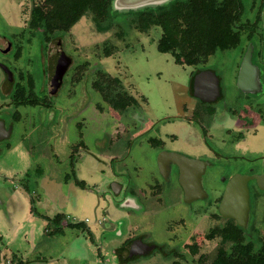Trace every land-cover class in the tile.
Wrapping results in <instances>:
<instances>
[{"label":"rangeland","instance_id":"1","mask_svg":"<svg viewBox=\"0 0 264 264\" xmlns=\"http://www.w3.org/2000/svg\"><path fill=\"white\" fill-rule=\"evenodd\" d=\"M38 4L42 0H0V34L27 27L30 10ZM114 5L109 19L87 11L50 43L44 45L37 36L23 44L17 64L34 76L50 106L17 109L13 133L0 140V190L8 193L4 197L0 191V264H199L201 256L212 257L219 242L210 230L226 223L219 203L230 178L264 169V129L258 139L249 138L236 149L221 128L214 138H204L198 127L182 122L207 115L208 106L191 93L198 70L218 77L219 106L240 109L242 49L231 46L177 64L170 52L157 50L159 27L140 32L130 24L133 15ZM254 15L244 11L240 22ZM56 45L67 65L52 79ZM100 73L118 78L137 103L123 111L105 103L92 87ZM10 114L3 117L6 124ZM154 139L163 146H152ZM162 149L205 162L199 197L186 199L179 171L165 162ZM73 176L85 188L75 186ZM255 182H246L248 212L261 236L264 193L254 195L263 191ZM33 211L83 222L94 242L75 228L46 234L47 221ZM130 240L147 245L150 254L126 256Z\"/></svg>","mask_w":264,"mask_h":264},{"label":"trees","instance_id":"2","mask_svg":"<svg viewBox=\"0 0 264 264\" xmlns=\"http://www.w3.org/2000/svg\"><path fill=\"white\" fill-rule=\"evenodd\" d=\"M247 1L169 0L161 5L130 10L128 13L133 15L130 24L140 32L146 33L151 27H159L161 36L157 42L158 52H170L175 62L180 64L190 56L200 59L231 46L242 48V31L247 27L240 22V17L246 10ZM112 2L113 0H42V4L33 5L31 8L24 32H29L33 37L38 36L46 45L57 34L68 32L87 11L96 17L109 19ZM21 80H24V85L15 86L16 105L43 108L50 106L46 98L37 93L32 74L27 73ZM92 87L115 110L123 111L128 104L137 103L133 96L124 92L118 78L109 77L105 73H100ZM151 141L155 147L159 143L156 140ZM73 183L80 188L86 186L84 181L75 176ZM33 213L47 221L45 231L48 235L62 234L64 227L75 228L86 232L94 242L92 232L83 222L72 223L63 214L50 218L34 211ZM210 236L219 238V242L212 257L201 256L199 264H264V235L259 236L253 229V224L247 222L245 226H240L234 220L227 219L222 227L212 228ZM17 264L23 262L19 260Z\"/></svg>","mask_w":264,"mask_h":264},{"label":"flooded vegetation","instance_id":"3","mask_svg":"<svg viewBox=\"0 0 264 264\" xmlns=\"http://www.w3.org/2000/svg\"><path fill=\"white\" fill-rule=\"evenodd\" d=\"M264 9V0H248L246 3L245 11H255L254 18L252 20H247L243 22L247 27L242 31L243 33V46L241 50V60L245 56L249 49L250 53V67L248 70V75L244 79V83L241 84L238 97L242 100V105L240 109H229L227 107L219 106V102L223 99L222 91L220 90L219 97L212 102H199L205 103L207 108V115L192 116V118L183 119V124L188 127H198L201 130L204 138L212 137V134L217 128L224 130L223 134L226 138L230 137L229 143L238 149V145L245 143L249 138L258 139L264 129V21L262 19V13ZM10 27V26H9ZM13 27V26H11ZM250 27L253 29L250 30ZM15 28V27H14ZM16 29V28H15ZM25 28L16 29V31H9L8 36L0 34V71L3 77L0 78V122L3 123L5 133L3 135L10 136L13 133V122L19 120L20 114L17 109L24 108L27 106L16 105L14 99L15 86L20 84L24 85V77L28 72L25 68L20 67L17 61L23 53L24 42H29L33 39V36L29 32H24ZM23 37V38H21ZM35 38V37H34ZM200 72V71H199ZM198 72V73H199ZM53 75V73H52ZM23 82V83H21ZM236 86V87H237ZM37 93L41 95L39 88L35 87ZM192 93V92H191ZM193 96V95H192ZM10 100H13L12 102ZM9 101V102H8ZM206 106V107H207ZM30 107V106H28ZM12 109V111H8ZM11 113V114H10ZM206 113V112H205ZM10 114L11 122L6 124L4 116ZM15 116L17 117L15 119ZM205 120V123L203 121ZM204 123V126H202ZM172 142L177 141V137L170 135ZM155 140V139H154ZM221 142H224L222 139ZM160 143V144H159ZM158 146H163V141L159 140ZM255 147H252V150ZM213 153L215 150L211 149ZM162 152L175 153V150L162 149ZM264 152V147L262 149ZM179 154V153H177ZM264 156V154L262 155ZM191 159V158H190ZM197 160L195 158H192ZM167 164L171 162L170 160L165 161ZM173 168L178 171V166L173 162L169 163ZM252 176L264 175V169L258 170L257 173H251ZM256 183V182H255ZM257 184H255L256 186ZM255 189V188H253ZM264 190L261 192H254V195L263 194ZM253 195V196H254ZM250 209V208H249ZM248 212V224L253 221L250 220ZM126 249V250H125ZM125 255L130 256L131 259L137 258L142 255L150 254L148 246L142 245L138 242L130 240L127 247L124 248ZM128 253V254H127ZM134 256V257H133ZM125 257V256H124ZM130 259V258H129Z\"/></svg>","mask_w":264,"mask_h":264},{"label":"water","instance_id":"4","mask_svg":"<svg viewBox=\"0 0 264 264\" xmlns=\"http://www.w3.org/2000/svg\"><path fill=\"white\" fill-rule=\"evenodd\" d=\"M169 0H113V4L116 10L118 7L126 8V10H138L147 6H156L166 3ZM119 11V10H118ZM262 19L264 21V9L262 13ZM53 75L52 79L58 76V74L66 67L67 57L62 53L59 45H56L53 50ZM248 58V63L246 62ZM250 64V53L244 56L241 63L239 74L237 78V84L244 83V79L248 74V66ZM219 80L214 72L210 70L201 71L196 74L191 83V92L194 97L202 102L215 101L220 95ZM3 123L0 122V140L6 136ZM163 156H166L167 160H170L178 166V173L181 186L185 192L187 200L197 198L200 196L199 191V176L204 168L205 162L199 160L189 159L176 153L162 152ZM163 161L162 159L158 160ZM249 179L256 180L258 187L264 190V175L259 176H241L234 175L228 181L223 196L219 203L220 216L233 219L240 226H245L248 219V195L246 190V182ZM112 190L114 193H118L120 186L117 183L112 184Z\"/></svg>","mask_w":264,"mask_h":264},{"label":"crops","instance_id":"5","mask_svg":"<svg viewBox=\"0 0 264 264\" xmlns=\"http://www.w3.org/2000/svg\"><path fill=\"white\" fill-rule=\"evenodd\" d=\"M86 184V183H85ZM1 191V195H3L4 197H5V195H8V193L6 192V191H3V190H0ZM6 199H8L7 197H6ZM44 232L46 233V231H45V228H44ZM1 252V251H0ZM20 261H22V260H20ZM23 262V264H28L29 262H24V261H22ZM9 263H11V262H9ZM12 264V263H11Z\"/></svg>","mask_w":264,"mask_h":264}]
</instances>
